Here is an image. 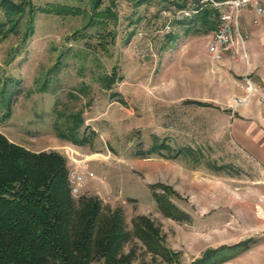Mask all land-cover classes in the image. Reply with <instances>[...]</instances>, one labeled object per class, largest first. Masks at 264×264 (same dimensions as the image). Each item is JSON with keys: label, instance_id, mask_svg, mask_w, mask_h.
<instances>
[{"label": "rangeland", "instance_id": "1", "mask_svg": "<svg viewBox=\"0 0 264 264\" xmlns=\"http://www.w3.org/2000/svg\"><path fill=\"white\" fill-rule=\"evenodd\" d=\"M97 1L0 0V133L64 155L76 201L120 209L132 232L150 223L172 257L134 235L122 249L131 264H193L260 228L250 249L264 236V195L238 182L234 144L205 129L217 107L188 69L187 37L173 51L160 31L174 1ZM207 38L196 44L210 53ZM155 192L184 213L167 216Z\"/></svg>", "mask_w": 264, "mask_h": 264}, {"label": "trees", "instance_id": "2", "mask_svg": "<svg viewBox=\"0 0 264 264\" xmlns=\"http://www.w3.org/2000/svg\"><path fill=\"white\" fill-rule=\"evenodd\" d=\"M57 7L44 11L57 13ZM154 195L167 216L184 213L164 194ZM149 229L150 223H140L134 232L128 230L122 211L104 214L98 197L76 201L61 153L32 151L0 133V264H131L122 249L134 235L149 249L172 257ZM250 242L210 249L193 264H222L243 253Z\"/></svg>", "mask_w": 264, "mask_h": 264}, {"label": "crops", "instance_id": "3", "mask_svg": "<svg viewBox=\"0 0 264 264\" xmlns=\"http://www.w3.org/2000/svg\"><path fill=\"white\" fill-rule=\"evenodd\" d=\"M173 20L176 21L173 31L169 36H163L164 39L170 37V49L179 52L182 39L180 35L185 34L186 43L181 47L186 48L193 60L188 69L201 72L206 86L204 97L215 102L213 107H217L213 109L217 111V120L210 111L204 116L205 129L212 133L218 132L220 145L223 146L226 142L234 144L238 150V182H245L252 187L247 192L250 195H264V107L258 93L251 98L248 105L238 106L232 113V98L245 92L239 87L237 80L246 74L255 81L264 80V16L256 23L253 12L244 10L238 20L244 43L237 42L236 53L230 52L218 62L211 59L207 46L196 44V39L202 41L201 37H208L207 42L211 40L217 21L214 10L204 7L189 18ZM194 55L199 58L198 62H195ZM259 230L257 228L250 235L240 236L238 242L253 235H263ZM237 260L238 264H264V236L250 249L238 255V259L234 258L225 264H235Z\"/></svg>", "mask_w": 264, "mask_h": 264}, {"label": "built area", "instance_id": "4", "mask_svg": "<svg viewBox=\"0 0 264 264\" xmlns=\"http://www.w3.org/2000/svg\"><path fill=\"white\" fill-rule=\"evenodd\" d=\"M135 1V0H116ZM171 4L172 18L182 20L191 17L204 7H209L216 12L217 21L213 36L209 41V49L213 61H220L230 52L236 53V43L243 42L240 33L238 18L243 8L253 12L254 22H259L264 16L263 0H173ZM178 3V5H177ZM182 3L183 6L179 4ZM170 18L160 30L162 34L173 31L174 22ZM238 33V38L236 34ZM239 87L245 92L234 97L232 113L238 106L248 105L251 98L258 93L261 105L264 107V80L255 81L248 74L237 80Z\"/></svg>", "mask_w": 264, "mask_h": 264}]
</instances>
